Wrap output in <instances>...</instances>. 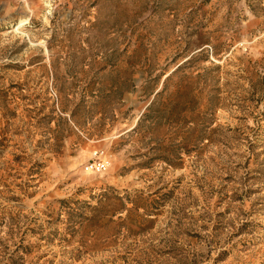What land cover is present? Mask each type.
I'll use <instances>...</instances> for the list:
<instances>
[{
    "label": "rangeland",
    "instance_id": "obj_1",
    "mask_svg": "<svg viewBox=\"0 0 264 264\" xmlns=\"http://www.w3.org/2000/svg\"><path fill=\"white\" fill-rule=\"evenodd\" d=\"M0 264H264V0H0Z\"/></svg>",
    "mask_w": 264,
    "mask_h": 264
}]
</instances>
